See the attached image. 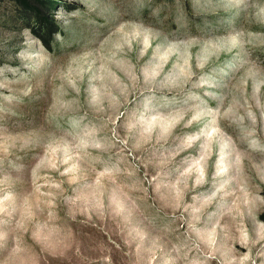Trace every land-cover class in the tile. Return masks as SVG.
Returning a JSON list of instances; mask_svg holds the SVG:
<instances>
[{
  "label": "rangeland",
  "instance_id": "rangeland-1",
  "mask_svg": "<svg viewBox=\"0 0 264 264\" xmlns=\"http://www.w3.org/2000/svg\"><path fill=\"white\" fill-rule=\"evenodd\" d=\"M0 264H264V0H0Z\"/></svg>",
  "mask_w": 264,
  "mask_h": 264
}]
</instances>
